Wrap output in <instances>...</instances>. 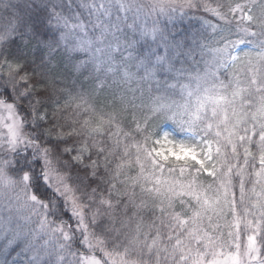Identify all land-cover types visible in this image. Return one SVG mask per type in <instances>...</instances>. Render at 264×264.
Listing matches in <instances>:
<instances>
[{"label":"snow or ice","instance_id":"obj_1","mask_svg":"<svg viewBox=\"0 0 264 264\" xmlns=\"http://www.w3.org/2000/svg\"><path fill=\"white\" fill-rule=\"evenodd\" d=\"M254 93L264 0H0V264H149L136 189L212 175L219 105Z\"/></svg>","mask_w":264,"mask_h":264},{"label":"trees","instance_id":"obj_2","mask_svg":"<svg viewBox=\"0 0 264 264\" xmlns=\"http://www.w3.org/2000/svg\"><path fill=\"white\" fill-rule=\"evenodd\" d=\"M245 101L243 107L239 102L222 103L226 120L208 163L212 175L193 177L198 193L191 189L166 199L136 189V198L143 199L148 209L145 228L155 241L149 264H173L183 257L180 250L191 245L186 234L199 211H203V226L213 234L215 243L223 241L231 247L232 237L240 236L241 244L253 233L264 251V104L255 93L245 96ZM181 183L186 184L187 179L181 178Z\"/></svg>","mask_w":264,"mask_h":264},{"label":"rangeland","instance_id":"obj_3","mask_svg":"<svg viewBox=\"0 0 264 264\" xmlns=\"http://www.w3.org/2000/svg\"><path fill=\"white\" fill-rule=\"evenodd\" d=\"M192 191L198 193V186L192 188ZM181 192L189 193L191 190L187 188L181 190V188L177 187L175 191L165 192L163 196L167 199L170 195ZM206 200L207 199H204L206 205H208ZM196 219L197 220L192 223L189 232L186 234V238L191 244L188 247L189 249L180 250L185 256L183 255L181 258L179 257L178 261H175L173 264H213L214 261H216L217 264H224V261H228L229 264H231V260H234L235 256L233 255L230 260V254H234L237 251L240 253L241 259L246 260V251L250 243H254L258 250L261 249V245L257 242V237L253 233L246 235L245 240L241 244L238 242V240H242L240 236L237 239L232 237L229 241L231 247L223 241L215 243L213 234L208 231L207 227L203 226V211H199V213L197 212ZM252 238H254V240ZM178 248L182 249L180 247Z\"/></svg>","mask_w":264,"mask_h":264}]
</instances>
